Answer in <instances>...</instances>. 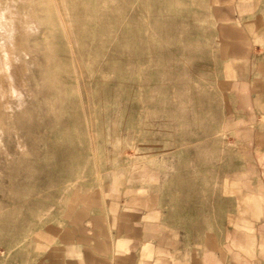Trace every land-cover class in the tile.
Listing matches in <instances>:
<instances>
[{"label": "rangeland", "instance_id": "rangeland-1", "mask_svg": "<svg viewBox=\"0 0 264 264\" xmlns=\"http://www.w3.org/2000/svg\"><path fill=\"white\" fill-rule=\"evenodd\" d=\"M264 264V0H0V264Z\"/></svg>", "mask_w": 264, "mask_h": 264}, {"label": "crops", "instance_id": "crops-1", "mask_svg": "<svg viewBox=\"0 0 264 264\" xmlns=\"http://www.w3.org/2000/svg\"><path fill=\"white\" fill-rule=\"evenodd\" d=\"M83 242L82 250L66 256L64 264H107L108 240L105 238H91Z\"/></svg>", "mask_w": 264, "mask_h": 264}]
</instances>
